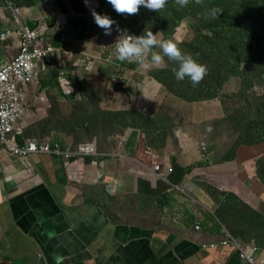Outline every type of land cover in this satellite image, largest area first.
<instances>
[{
	"label": "crops",
	"instance_id": "crops-1",
	"mask_svg": "<svg viewBox=\"0 0 264 264\" xmlns=\"http://www.w3.org/2000/svg\"><path fill=\"white\" fill-rule=\"evenodd\" d=\"M94 1L0 0V28L11 32L0 40V67L16 56L25 27L52 36V43L60 36V47L53 43L57 50L87 55L77 49L86 50L91 39L79 38L69 24L78 7ZM61 59L62 51L59 61L47 60L51 77L31 87L20 122L24 141L38 140L26 131L45 117L49 96H78L73 78L68 93L52 78L55 69L48 62ZM158 99L164 100L160 89ZM166 99L188 121L164 132L159 146L148 145L138 128L97 147L94 156L21 158L0 145V264H264V246L232 235L219 215L229 195L264 214V180L257 172L264 142L238 145L233 152L231 146L229 154L221 143L208 142V156L202 157L192 118L200 103L192 101L189 111L188 102ZM44 142L59 143L62 150L75 147L71 140ZM172 159L192 167L180 184L153 167H171ZM228 234L258 245L254 263L221 243Z\"/></svg>",
	"mask_w": 264,
	"mask_h": 264
},
{
	"label": "rangeland",
	"instance_id": "rangeland-1",
	"mask_svg": "<svg viewBox=\"0 0 264 264\" xmlns=\"http://www.w3.org/2000/svg\"><path fill=\"white\" fill-rule=\"evenodd\" d=\"M260 1L257 4L263 13L258 10L249 20L242 15L248 1L237 10H232L229 0L221 1V14L216 19H205L213 7L198 10L196 7L201 5L195 4V0L185 8L168 0L159 12L141 6L138 14L129 16L116 13L107 0L78 7L79 15L72 17L69 25L79 38L91 39L86 50L84 46L77 49L88 54L80 56L73 51L57 50L59 54L62 51L61 61L48 62L59 71L63 86L68 85L66 80L70 78L78 83V96H70L67 101L49 96L45 117L36 119L26 136L50 142L71 140L73 149L86 144L100 148L138 128L144 132L148 145L159 146L164 132L188 121L184 114L175 112L173 103L166 98L173 96L188 102L191 111V98L206 95L215 98L193 99L200 103L192 115L199 130L200 150L203 146L207 148L208 142L221 143L219 146L229 154L231 146L233 152L238 145L263 140L264 136H260L264 131V3ZM91 9L116 21L111 35H105L94 23ZM232 24L235 39L220 36L224 30L221 26ZM148 31L156 34L158 40L174 41L183 53L206 65L204 79L197 85L188 78L177 80L174 69L178 65L166 57L159 68L136 64L134 70L124 65L129 62L116 59L117 41ZM52 39L49 36L43 42L51 44ZM50 77V73L45 76ZM159 89L164 100L158 99ZM219 153L226 157L223 148ZM259 157L257 172L264 180V154ZM219 215L232 235L264 246V214L229 195L220 206Z\"/></svg>",
	"mask_w": 264,
	"mask_h": 264
},
{
	"label": "built area",
	"instance_id": "built-area-1",
	"mask_svg": "<svg viewBox=\"0 0 264 264\" xmlns=\"http://www.w3.org/2000/svg\"><path fill=\"white\" fill-rule=\"evenodd\" d=\"M10 31L0 28V40L4 41L10 36ZM20 37L19 48L16 56L0 67V145L4 150L14 157L28 158L36 154H56L70 156H94L98 154L95 144L80 145L73 150H62L59 143H49L40 140L26 139L23 144L19 143V137L24 136V126L20 122L27 111L31 87H40L42 78L48 74L45 62L49 59L60 60V54L51 44H46L45 33L39 30H31L27 27L18 33ZM57 56L54 57V56ZM63 75V73H61ZM64 75L66 72L64 71ZM58 84L64 89L60 82V73L57 77ZM68 85L64 89L68 93ZM22 138V137H21ZM201 145V143H200ZM201 147V146H200ZM64 151V152H63ZM209 146L201 148V156L207 157ZM154 169L158 174L167 179V174L172 167L163 168L156 163ZM196 228H199L197 225ZM222 244H231L238 248L239 255L255 262V253L258 250L257 244H248L233 237L231 234L222 240ZM212 245H215L212 243Z\"/></svg>",
	"mask_w": 264,
	"mask_h": 264
},
{
	"label": "clouds",
	"instance_id": "clouds-1",
	"mask_svg": "<svg viewBox=\"0 0 264 264\" xmlns=\"http://www.w3.org/2000/svg\"><path fill=\"white\" fill-rule=\"evenodd\" d=\"M116 13L121 15L138 14L141 6L154 12L164 9L168 0H107ZM191 0H174L179 8H185ZM86 5L88 0H85ZM195 4H203V0H195ZM221 14L219 8H212L208 11L205 19H216ZM94 23L103 30L105 35H111L113 25L116 21L107 15H101L91 9ZM117 30L119 26L117 25ZM158 49V51L156 50ZM115 56L120 61L135 63L140 67L159 68L165 62V57L169 61L175 62L178 67L174 69L177 80L183 81L188 78L193 85L199 84L207 75V66L198 63L191 55L181 51L177 43L172 40H158L157 35L152 31L144 32L139 36L128 35L123 40L115 43Z\"/></svg>",
	"mask_w": 264,
	"mask_h": 264
},
{
	"label": "trees",
	"instance_id": "trees-1",
	"mask_svg": "<svg viewBox=\"0 0 264 264\" xmlns=\"http://www.w3.org/2000/svg\"><path fill=\"white\" fill-rule=\"evenodd\" d=\"M208 1V3L207 4H204V2H207ZM221 1H223V0H204L203 1V4H201V6L200 7H196V9H198V10H204V9H206L207 7H213V8H219V9H221L222 8V6H220V2ZM245 1H248V5L246 6V11L245 12H243L242 13V15H243V17H247V19L249 20L251 17H253V16H255L256 15V11H258V10H260V14H262L263 13V10L262 9H259V6H258V4H257V2H259L260 0H229V3L231 4V8H232V10H237L240 6H241V4L242 3H244ZM210 2H212V4H213V6H212V4L211 5H209L210 4ZM260 2H262V3H264V0H261ZM209 5V6H208ZM195 7V6H194ZM204 21L203 20H200V23H203ZM221 27H223L224 28V30H223V34L222 35H220V36H223V35H225L226 36V38H229L230 40H233V39H235L234 37L236 36L235 34H233L232 33V31H233V29H234V25L232 24V25H230V26H225V25H222ZM59 40H60V36H58L57 38H55L54 39V41H53V43H54V45L56 46V47H60L59 46ZM258 49V51H259V54L258 55H260L261 54V52H260V48H257ZM125 66H127L128 68H130V69H135L136 68V64L135 63H129V64H124ZM57 77H58V73H57V71L56 70H54L53 72H52V78L53 79H57ZM242 77H243V75H242ZM212 98H215V97H211V96H203L202 98H197V99H194V97H192L191 99H192V101H194V100H203V99H212ZM194 99V100H193ZM263 109H264V105H263V107H262ZM263 118H264V114H263ZM262 124V123H261ZM263 125H264V123H263ZM264 136V131H263V135L261 134V136L260 137H263ZM19 143L20 144H23L24 143V138H21V137H19ZM262 142H264V139L263 140H261V141H259V142H252L253 144H256V143H262ZM252 145V144H251ZM172 170H171V172L169 173V175H168V180L172 183V184H180V182L184 179V177H185V175L188 173V172H190L191 171V168L192 167H190V166H182V165H180L178 162H176V160L175 159H172ZM230 196H233V197H235L234 195H230ZM235 198H237V197H235ZM238 199V198H237Z\"/></svg>",
	"mask_w": 264,
	"mask_h": 264
}]
</instances>
